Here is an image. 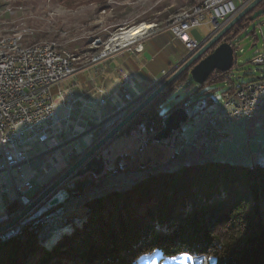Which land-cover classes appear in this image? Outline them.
<instances>
[{
	"label": "trees",
	"instance_id": "obj_1",
	"mask_svg": "<svg viewBox=\"0 0 264 264\" xmlns=\"http://www.w3.org/2000/svg\"><path fill=\"white\" fill-rule=\"evenodd\" d=\"M252 14L222 38L234 50L233 68L234 41ZM233 68L212 73L202 85L183 73L109 143L111 149L120 137L134 134L145 140L134 156L140 154L160 130L163 110L170 113L201 100L212 108L217 95L245 83ZM129 158H116L114 169L125 170L118 163ZM88 211L84 228L51 251L38 246L29 231L0 244V264H138L156 252L160 262L188 254L214 264H264V158L249 165L213 160L163 168L127 189L89 200Z\"/></svg>",
	"mask_w": 264,
	"mask_h": 264
},
{
	"label": "rangeland",
	"instance_id": "obj_2",
	"mask_svg": "<svg viewBox=\"0 0 264 264\" xmlns=\"http://www.w3.org/2000/svg\"><path fill=\"white\" fill-rule=\"evenodd\" d=\"M170 1L171 0H0V35L13 32L17 34L20 33V35L22 34L24 36V43L27 45L42 41H57L61 46L64 45L63 47L67 51L70 50L75 54L82 55L79 59V63L86 64L90 62L92 58H100L104 55H108L109 51L107 52V49H105L106 46L121 30L138 26L142 23H148L154 26L151 31L153 34L149 35L153 36L159 30L168 27L177 15L187 10L191 11L204 0H188L191 1L189 8L179 12H177V10L173 11V8H168L170 6L162 8V3L163 5L164 3L170 5ZM170 17L173 18L164 24ZM263 18L264 17H260L254 21L248 20V25L246 24L247 26L234 41V43H238V48L235 51L237 65L233 68V72L240 82L253 80L261 69L260 67L251 65L250 60L254 55V50L256 48H261L262 45L258 26L261 24ZM246 19L242 22L246 21L247 23ZM162 24H164V26L161 27ZM27 31H31V35H28ZM262 31L264 34V26L262 27ZM189 34L190 37L194 36L192 38L201 41L202 48L207 40L215 34V31L211 24L202 23ZM25 35H28L26 41ZM222 41L223 39L220 40V43ZM254 43L255 45H253ZM123 50H126V48ZM211 50L212 49L207 51L204 56ZM165 52H168V49H166ZM191 55L187 54L182 63ZM110 58L111 57H108L107 60L102 63V70H106ZM161 77L162 73L159 78ZM101 78L105 86L106 77L104 73ZM105 109L108 110V113H111L109 106L102 110ZM61 122L51 133V137L54 139L51 138L47 144H41L40 146L37 144L29 145L30 152L33 154L38 153V150L45 152V155L39 160H34L29 166H23L25 175H28L30 168H33V173L36 175V179L33 180L34 190L31 194L40 191L44 185H47V182H49L52 177L59 175L69 166L72 160L75 161L80 156L79 154L75 155L73 150L69 152V148L63 150L66 143L72 139V136L77 135L79 132L75 129H71L65 137H60V133H62L60 132V128L63 127ZM200 122L201 117L199 115L192 117L182 126L181 132L185 134L190 128L197 127ZM58 127L60 128L58 129ZM240 127L241 130L239 129L237 133L228 134V141H226L227 139H223V142L217 148L218 151L216 150L217 153L215 151V154H212L210 158L216 161L223 160L222 162L242 165L252 164V162L258 160V158L259 160L264 158V121H249L241 124ZM182 133L179 135L177 142L182 139ZM96 140V137H94L92 143L85 144V146L83 145V147H85L83 149L87 150ZM117 141H120L121 144V149L119 151L127 149L123 152L125 153L131 150V147L128 148L127 138L121 137ZM136 142H138V140H132L131 144L133 145ZM57 147L61 148L55 150L54 148ZM115 147L116 146L113 145V148ZM157 147L158 145L152 143L146 147L143 154L148 156L151 151L150 153L154 156V150ZM109 150L111 151V144L102 151L107 152ZM119 151H114L112 155H108L109 166L100 179L99 184L94 189L89 190L85 195L69 202L65 205V208L63 207V209L71 211L70 215H63L61 219L57 217L54 224H52L54 221L53 218L51 220H45V216H43L42 219L39 218L37 220L38 223L34 221L37 223L35 230L32 228L33 225H26L21 232L29 231L34 233L38 246L51 251L54 247L59 246L67 236H70L77 230H81L82 227L84 228L89 222L90 213L89 211L87 212L89 200L103 196L113 190L127 189L136 182L142 180L145 175L156 172V170L147 172L137 171L136 173L115 175L113 172L117 170L114 169L115 166H112V164L114 158L120 157L116 156L120 154ZM164 152L166 154L165 158H167L172 156L174 149L171 148ZM250 153L255 155L249 157ZM132 157L133 159L131 158L130 160H120L118 163L119 167L126 166V169L129 170L137 165L140 166L142 160H136V162L135 159L137 156ZM131 161H133L132 164ZM193 161L206 162L207 160L204 158H195ZM2 178L4 179L6 177ZM70 182L68 185H70ZM4 193L5 192L0 191V208L7 204L11 197ZM65 220H68V222L69 220L73 221L69 222L70 224L66 227L68 229L64 227L61 228L62 226H59V228L57 226L59 222ZM41 233H43V235ZM16 238L22 239L23 237ZM16 238H13V240ZM11 239L6 242L1 241V244L9 242ZM197 258L198 261L201 260L198 264H214L211 259L205 256H197ZM160 260L161 256L156 252L151 256L143 257L138 264H193V257L190 258L188 254H180L172 258H166L162 262H160Z\"/></svg>",
	"mask_w": 264,
	"mask_h": 264
},
{
	"label": "built area",
	"instance_id": "obj_3",
	"mask_svg": "<svg viewBox=\"0 0 264 264\" xmlns=\"http://www.w3.org/2000/svg\"><path fill=\"white\" fill-rule=\"evenodd\" d=\"M252 0H212L203 9L189 13L180 22H171L162 31H169L186 49L189 55L197 52L202 43L190 37V32L202 23L211 24L217 32L230 19L239 13ZM264 3V2H263ZM264 9V7L262 8ZM10 12L9 10H7ZM264 17V14L261 16ZM264 18L258 26L262 40L261 48L254 50L250 64L260 67L258 75L253 80L236 85L232 90L215 97L216 104L210 108L206 100L197 102L194 106L195 114L204 117V122L190 137L186 146H202L211 150L226 138L227 130L232 125L243 124L249 121H264V34L262 27ZM31 35V31H28ZM28 35H25V41ZM211 35V34H210ZM153 36H143L134 44L127 45L126 50L111 49L108 55L100 57L96 65L79 67L82 55L68 50L64 57H50V49L31 52L29 54H14V63L9 66H0V191L13 192L19 204L28 202L27 194L32 189L30 178L22 176V167L29 165L34 159L42 157L40 154L32 157L29 145L45 144L51 139V133L61 119L57 113V100L53 89L58 88L57 98L63 100L66 94L73 90H80L84 106L101 108L114 103V94H109L101 78L102 63L111 57V60L120 53L129 52L133 55L142 51V43ZM209 37V36H208ZM99 41V40H95ZM24 42V41H23ZM5 43H0V58H6ZM77 43V42H74ZM113 72L118 75L121 85L126 88L131 83V76L122 68L117 67ZM171 72H162L161 81ZM86 74L88 86L81 89L76 80L80 74ZM66 81L70 82L68 88L64 87ZM125 103L116 105L110 118L99 125V134L123 117L125 111L139 97L132 98L123 93ZM74 100L71 99L67 107L66 120L74 112ZM210 108V110H208ZM78 136L73 135L72 141ZM76 151V147L73 149ZM6 177L7 179H2ZM44 213L53 216L70 215V210L57 211L44 208ZM12 217L7 210L0 211V225ZM31 218L26 225L31 224ZM61 218V217H60ZM21 226H16L0 235V241L15 238L21 233ZM44 232V231H43ZM193 264H198L197 256L193 257Z\"/></svg>",
	"mask_w": 264,
	"mask_h": 264
},
{
	"label": "water",
	"instance_id": "obj_4",
	"mask_svg": "<svg viewBox=\"0 0 264 264\" xmlns=\"http://www.w3.org/2000/svg\"><path fill=\"white\" fill-rule=\"evenodd\" d=\"M264 2V0H252L248 5H246L239 13H237L232 19H230L223 27H221L215 34L207 40L201 49L193 53L185 62L180 64L164 81L154 88L151 92L144 96H130L135 99V102L125 111L122 118L116 121L113 125L109 126L102 134H99V125L105 122L108 118L97 122L92 126V131L96 133V142L92 144L87 150L83 149L82 145L85 144L82 141L83 134L78 133V139L76 141H68L66 146H72L71 152L74 147H76L75 155L79 154L80 156L75 160L71 161L69 166L65 168L59 175L52 177L47 185L43 186L40 191H36L31 194L34 190L33 180L36 179L35 173H33V168H30L28 175H25L22 167V176L24 178H30L32 174L33 177L30 178L32 189L27 194L28 202L26 204H19L15 199V194L13 192H5L4 194L12 195V199L8 201L7 204L0 208V211L3 209L7 210L9 214H12V217L8 221L0 225V235L6 231L15 228L16 226H25L28 223V219L34 216L31 221H34L40 215L42 216V210L44 208H49L51 210L57 211L61 208H65L69 202L85 195L89 190L94 189L100 182V179L104 175L106 169L109 166L108 155H112V152L119 151V148H113L111 151H102L136 116L139 115L153 100H155L162 92L165 91L175 80H177L183 73L188 72L191 78V81L196 85H202L208 79V77L214 72H227L233 68L234 65V50L232 45L227 42H218L241 20L246 18L247 15L253 12L250 17V21H254L260 18L264 14V9H258V7ZM212 49L208 54H204ZM125 103V99L123 100ZM120 104V105H122ZM196 104V103H195ZM195 104L187 107H178L167 113V111H161L160 115L162 116V126L160 130L154 133L152 137V143H155L158 146H168L169 148L174 149L172 156L168 158H159L156 154L153 156L150 152L148 156H145L143 153L145 149L137 155L135 161L142 160L140 163V168L135 169H125L113 172L115 175H122L128 173H136L137 171L147 172L152 170H160L161 168H172L177 166L184 159L195 160V158H207L212 154H215V151L223 142V140L218 144L216 148L211 150L204 149L202 146L197 145L194 147L186 146V143L189 141L190 137L194 134L196 130L204 122V117L195 114ZM119 106V105H118ZM115 109V108H114ZM113 109V111H114ZM210 110V108L208 109ZM113 113V112H112ZM199 115L201 117L200 124L195 127V129L183 140L179 142V135L182 133V126L186 124L192 117ZM111 128V129H110ZM110 129V130H109ZM229 129V128H228ZM109 130V131H108ZM108 131V132H107ZM131 136V135H130ZM228 136V130L226 138ZM123 138H128L122 136ZM121 138V137H120ZM119 138V139H120ZM225 138V139H226ZM118 140V139H117ZM116 140V141H117ZM115 141V142H116ZM114 142V143H115ZM145 140H138L131 147V150L123 153L125 150L119 151L120 154L116 156H129L130 160L133 159L132 156L136 153L137 149L143 146ZM47 144V143H45ZM149 144V145H150ZM41 145V144H37ZM148 145V146H149ZM61 147L54 148L59 150ZM63 148V147H62ZM42 151L38 150V153H31V156L40 155ZM45 155V152H42ZM43 155V156H44ZM74 155V156H75ZM115 156V157H116ZM41 158V157H40ZM40 158L34 159L39 160ZM118 158V157H116ZM114 158L113 164L116 160ZM33 160V161H34ZM126 160V159H123ZM33 161L31 163H33ZM136 161V162H137ZM30 163V164H31ZM133 161H131V164ZM29 164V165H30ZM112 164V166H114ZM130 164V163H129ZM27 165V166H29ZM26 166V165H25ZM148 167V168H147ZM3 179V178H2ZM6 180V178H4ZM73 180V181H71ZM71 181V182H70ZM70 182V185H68ZM67 210V209H66ZM64 215V214H63ZM60 215L59 217H62ZM49 233L48 231H46ZM25 232H21L16 237H22ZM44 233V232H43ZM42 233V235H43ZM15 237V238H16ZM17 239V238H16ZM13 240V239H11ZM10 240V241H11ZM1 244V242H0Z\"/></svg>",
	"mask_w": 264,
	"mask_h": 264
},
{
	"label": "crops",
	"instance_id": "obj_5",
	"mask_svg": "<svg viewBox=\"0 0 264 264\" xmlns=\"http://www.w3.org/2000/svg\"><path fill=\"white\" fill-rule=\"evenodd\" d=\"M169 4L170 5H168V3L166 4L164 3L163 5L162 3L161 6L162 8H166V6H170L168 8H173V11L177 10V12H179L189 8V5H191V1L171 0ZM173 17H170L169 20L167 19L164 22V24L170 21ZM164 24H162L161 27L164 26ZM166 49H168V52H165ZM187 54L188 53L184 48V46L177 39H175L169 31L165 30L159 32L158 34L156 33L155 35H153V37L145 40L142 43V51L139 54L133 55L132 53L124 52L115 55V57L112 60L110 58L106 70L104 71L103 69L101 71L102 72L101 76L104 73V76L106 77L105 88L109 94L111 93L114 94V103H109L105 107H101V108L96 107L92 109L88 106H84L83 109L81 110V106L84 102V98H82L80 90H73L70 92V94H66L63 100H59L57 98L58 88H54L53 95L57 100V113L59 117L61 116L60 117L62 120L61 125L63 126L61 128L58 127V129L60 128V132H62L60 133V137H65V135L68 134L71 131V129H75L80 134H83L82 141L84 144L92 143L94 137H96V133L91 130L92 126L97 122L102 121L107 117H109L112 114L115 106L120 105L124 102L123 101L124 92L130 94L131 96L138 95L141 97L148 94L157 86L158 84L157 81L161 79L159 78L160 74L162 72L174 71L182 63V61L185 59ZM117 67L122 68L131 76V83L126 88L122 87L121 80L113 72V69ZM86 78L87 75L85 73L78 75L76 78V80L81 85V89H84L86 88V86H88V84L86 83ZM69 85L70 82L66 81L63 86L68 88ZM71 99L74 100L73 102L74 112L70 115V118L66 121L67 107L70 105ZM108 106L111 109V113H108L107 109L102 110L103 108H106ZM250 124L252 126L251 122ZM240 126L241 124L232 125L228 129V134L237 133L239 129L241 130ZM194 129L195 128H190L189 130L186 131L185 134L182 133L181 140L185 139ZM127 139H128L127 145L129 148L130 146H132L131 141L137 140V135L133 134L129 136ZM226 139H227L226 141H228V138ZM114 146H116L115 149L121 147L120 141H116L114 143ZM70 147L71 146H66L63 148V150H65V148H69L70 150ZM163 148L165 150L171 149L168 146H158L154 150L157 157L165 158L166 154ZM254 155L255 154L252 155V153H250L249 157H253ZM204 159H206L207 161L214 160L210 157ZM256 161H259V158ZM189 162H193V160L184 159L178 164L182 165ZM10 196H11L10 199H12V195Z\"/></svg>",
	"mask_w": 264,
	"mask_h": 264
},
{
	"label": "bare ground",
	"instance_id": "obj_6",
	"mask_svg": "<svg viewBox=\"0 0 264 264\" xmlns=\"http://www.w3.org/2000/svg\"><path fill=\"white\" fill-rule=\"evenodd\" d=\"M210 1H212V0H204L201 4L194 7L191 11L187 10L186 12L180 13L179 15H177L174 18V20L172 22H180L181 20L185 19V17L189 13H195V12H197V10L203 9L204 5H207V3H209ZM144 25H149V24L148 23L147 24L142 23L138 26H133V27H130L128 29H124V30H121L120 32H118V34H116L112 38L113 40L110 41L108 43V45L106 46L105 49H107V52L110 51L111 49L115 48V47H117L118 50H123L127 47V45L134 44V42H136L138 39L142 38L143 36H149V35L153 34V33H151V31L153 30L154 26L151 25L152 27L150 29L142 31L138 35L133 36L132 33L135 32L137 28H140ZM23 34H26V33H23ZM23 37L24 36L22 34L20 35V33L17 34L16 32H13L10 34L6 33L3 35H0V43L20 42V43H16V44L5 43V51H10V54H6V58H0V66H9V63H14V54H17V52L20 54H29L31 52H39V51L50 49V57H64L67 55V50L63 47L64 45L61 46V44L57 41H42V42H37V43L27 45L23 42L24 41ZM98 60H99V57L92 58L90 60V62H88L86 64L79 63V67H87L88 64L89 65H96ZM61 209H63V208H61ZM43 216H45V220H47V219L51 220L53 218L54 221L52 224H54V222L57 220V217H59V216H53L52 213H44V215H42V216L40 215L34 221H37L39 218L42 219ZM33 218H34V216H33ZM34 221H31L30 225L31 226L33 225L32 228L35 230V228L37 227L36 224L38 223V221H37V223ZM72 221L73 220H69V222H72ZM69 222H68V220L67 221L65 220L63 222L60 221L57 226L58 227L62 226L61 228H63V227L66 228L70 224ZM25 227H26V225L21 226V230ZM66 229H68V228H66ZM9 239H11V238H8L7 240H3V241L6 242ZM198 262H201V260Z\"/></svg>",
	"mask_w": 264,
	"mask_h": 264
},
{
	"label": "snow or ice",
	"instance_id": "obj_7",
	"mask_svg": "<svg viewBox=\"0 0 264 264\" xmlns=\"http://www.w3.org/2000/svg\"><path fill=\"white\" fill-rule=\"evenodd\" d=\"M151 27H152L151 25H144L140 28H137L136 31L133 32L132 34H133V36L138 35L140 32L145 31L147 29H150Z\"/></svg>",
	"mask_w": 264,
	"mask_h": 264
}]
</instances>
